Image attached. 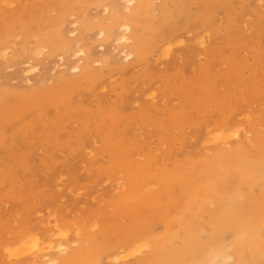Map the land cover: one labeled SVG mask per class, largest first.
Wrapping results in <instances>:
<instances>
[{
	"label": "rangeland",
	"instance_id": "1",
	"mask_svg": "<svg viewBox=\"0 0 264 264\" xmlns=\"http://www.w3.org/2000/svg\"><path fill=\"white\" fill-rule=\"evenodd\" d=\"M58 1L0 0V38L12 47L0 58V92L13 98L42 89L49 95L79 75L71 70L77 63L98 71L100 79L65 101L48 104L46 98L30 119L17 122L18 134L7 127L13 144L0 145V264H34L32 252L16 251L36 234L57 233L56 226L68 229L71 242L104 220L126 232L129 219L114 212V202L126 192L140 201L146 190L159 193L162 188L149 184L146 172L174 170L213 151L205 142L216 124H241L251 140L264 136V0H218L207 30L197 20L200 1L214 0H190L183 37L167 45L159 39L146 57L127 61L121 45L100 35L102 22L113 24V6L123 11L120 0H82L63 12ZM153 2L160 16L163 1ZM38 25H46L44 32L31 31ZM80 49L83 54H73ZM36 64V71H23ZM204 67H210L206 74ZM112 118L125 133L110 141ZM118 147L129 149L128 167H139L133 173L102 172ZM105 239L117 241L115 233Z\"/></svg>",
	"mask_w": 264,
	"mask_h": 264
},
{
	"label": "bare ground",
	"instance_id": "2",
	"mask_svg": "<svg viewBox=\"0 0 264 264\" xmlns=\"http://www.w3.org/2000/svg\"><path fill=\"white\" fill-rule=\"evenodd\" d=\"M162 1L161 15L157 16L153 0H120L124 14L113 6L110 14L113 24L102 22L100 35L112 38L123 47L125 61L133 57L143 59L159 39L167 45L183 37L181 29L191 18L190 0ZM81 2L59 0L58 9L63 12ZM101 2L89 0L88 5ZM200 4L203 9L197 20L207 30L210 29L209 11L221 5L218 0L213 5L207 1ZM104 8L109 9V3ZM80 18L86 19L83 14ZM121 19L125 22L115 27ZM45 28L46 25H38L30 29L44 32ZM0 43V58L4 59L12 47L4 37ZM82 52L80 49L73 54L80 56ZM37 69L36 64L23 71ZM209 69L204 67L201 71L206 74ZM71 70L79 75L60 82L49 95L42 89L26 96L15 93L13 98H9L10 93L0 92V145L13 141L7 127L11 126L15 133L17 122L30 119L32 111L42 107L46 98L50 99L48 104L65 101L81 85L100 79L98 71L92 72L89 66L77 63ZM145 115H139L141 120ZM29 122L25 123V129L31 127ZM108 122L106 140L111 141L115 133L124 135L125 131L117 128L121 121L112 118ZM250 132L241 124H216L213 131H208L205 142L213 151L208 149L201 158L183 166L175 165L174 170L165 169L159 174L146 172L149 184L162 188L159 193L146 190L140 201L126 192L121 200L114 202V212L129 219L126 232L119 233L122 226L104 220L105 224L85 228V236L79 242H71L67 239L68 229L62 231L56 226L57 233L53 229L43 238L37 234L28 238L16 254L32 252L34 264H128L130 257H138L134 264H264V136L256 135L251 140ZM118 148V154L102 172L133 173L139 167H128L132 163L125 151L129 149ZM145 168L140 167L142 172ZM208 204L215 206L209 208ZM159 224L163 225L162 232L157 231ZM97 227L99 235L94 234ZM109 232L116 234L115 243L105 239Z\"/></svg>",
	"mask_w": 264,
	"mask_h": 264
}]
</instances>
